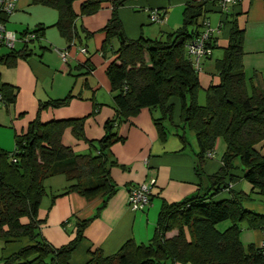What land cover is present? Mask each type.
<instances>
[{
    "label": "trees",
    "instance_id": "16d2710c",
    "mask_svg": "<svg viewBox=\"0 0 264 264\" xmlns=\"http://www.w3.org/2000/svg\"><path fill=\"white\" fill-rule=\"evenodd\" d=\"M81 1L80 16L95 14L104 0H32L52 8L58 13L56 28L68 41V48L77 37L72 5ZM129 0H111V16L102 32L104 53L111 38L119 45L114 60L105 74L113 94L114 116L105 121L103 136L89 141L84 135V120H52L41 123L40 110L58 108L66 104L70 95L41 105L36 119L22 135L17 136L13 152L0 149V241L4 245L25 239L26 243L14 253L0 258V264H70L71 253L79 246L83 231L90 219L77 224L74 238L59 248L52 247L41 236L43 221L38 212L46 195L44 180L63 175L69 187L60 195L77 192L85 198L99 193L111 196L116 188L110 169L116 164L109 157L110 147L124 139L116 126L141 109L157 110L160 117H153L161 140L171 131L163 125L172 124L174 107L171 98L179 101L180 123L171 132L181 144L188 146L185 130L193 132L197 145L194 153V174L199 180L196 194L175 204L163 203L153 237L147 243L125 241L113 254L104 255L100 250L89 251L90 260L85 264H264L259 246L244 247L240 242L242 225L248 229L264 231V214L247 209L244 204L257 194L264 200V75L255 83L256 73L247 79L242 70L243 31L235 20L231 22L228 44L223 57L216 62L219 83L206 89L205 105L198 104L201 89L198 73L185 46L204 29L206 5L217 6V0H200L184 5L181 26L167 33L165 39H127L118 18V8ZM171 1V0H169ZM43 28L24 32L34 39L23 42L20 50L9 52L0 62L7 66L17 59L32 54L28 44L39 41ZM213 38L207 46L212 49ZM13 87L3 84L0 95L3 105L14 103ZM70 127L73 136L97 150L78 154L61 142L64 130ZM225 143L221 166L212 175H206L204 165L208 152H214L215 140ZM239 163L237 165L236 163ZM241 172L244 182L251 188L249 194L229 190V184L238 180L233 172ZM228 190L229 199L215 201L222 191ZM228 221L223 231L216 226ZM176 231L173 236L167 234Z\"/></svg>",
    "mask_w": 264,
    "mask_h": 264
},
{
    "label": "crops",
    "instance_id": "0c3cea01",
    "mask_svg": "<svg viewBox=\"0 0 264 264\" xmlns=\"http://www.w3.org/2000/svg\"><path fill=\"white\" fill-rule=\"evenodd\" d=\"M104 1L101 8L90 16H80L81 1L73 3L77 37L73 40V47L68 48V41L55 26L58 21L56 10L33 4L32 0H17L15 12L5 22L6 29L15 33L19 40L15 50L24 47L19 39L24 32L39 28H43V31L39 41L28 44L33 51L28 58L17 59L12 66L0 62V86L6 84L13 87L15 95L13 104L0 106V149L13 152L17 136L26 132L29 124L36 119L41 105L68 95L70 99L64 106L40 110L41 123L85 118V138L95 141L103 136L105 121L115 113L112 108L113 94L105 71L114 60V51L117 49L112 47L110 58L106 52H101L105 40L102 28L111 16V5L108 2L111 0ZM195 1L200 0H135L129 4L130 7L143 10L142 12H128L124 9L128 6L126 5L118 10V16L121 19L123 17L129 27L128 30L123 28L125 35L134 40L141 33L149 38L146 36L148 21L145 14L149 17L152 10L163 11L165 21L160 23L162 27L159 32L166 35L181 26L184 5ZM206 9V19L215 31L210 54L200 60V86L207 89L219 83L215 65L222 58L228 44L233 20L243 31L242 70L247 79H251L256 73L255 80H252L255 83L264 75V0H239L224 11L218 5L213 7L207 4ZM138 22L141 24L138 25ZM132 31L135 32L133 36ZM88 41L93 45L91 51ZM52 48H67V61L62 62ZM80 48H84L86 52L80 53ZM8 53L7 49L0 47V59ZM213 56L216 57L215 65L210 64ZM203 67L208 68L207 72ZM212 67L213 71L210 70ZM169 104L175 109L174 122L178 123L176 113L180 111L179 101L171 98ZM153 117H156L154 111L143 108L135 116L117 124V133L124 141L113 144L109 149L110 159L116 162L110 169V177L116 188L111 196L99 193L85 198L77 192H71L52 200L53 195H60L70 183L63 175L49 178L48 186H45L49 195L42 201L38 212L39 220L43 221L40 228L42 238L52 247L59 248L74 238L78 223L90 219L83 231L82 241L71 253L70 264L87 263L91 250H100L104 255L113 254L129 239L136 243H147L154 235L163 203H179L199 190V180L193 170L195 151H188L187 146L183 147L171 132L161 140ZM61 142L78 154H97V150L91 148L93 151H89L87 143L76 139L70 127L64 130ZM220 160L221 157L207 160L204 165L205 174H214L221 166ZM236 164L239 165L238 162ZM233 173L238 176V180L229 184V190L249 194L251 188L239 178L241 172L237 170ZM151 179L155 180V184L148 207L131 211L127 205L129 191ZM250 197L244 206L264 214V201L257 194H251ZM227 199L228 190L220 192L214 198L215 201ZM174 234L176 231L167 236ZM263 241V230H252L242 225L240 242L244 247L251 244L258 246ZM25 243L26 240L23 239L6 244L3 257L14 253Z\"/></svg>",
    "mask_w": 264,
    "mask_h": 264
},
{
    "label": "built area",
    "instance_id": "2783aa9c",
    "mask_svg": "<svg viewBox=\"0 0 264 264\" xmlns=\"http://www.w3.org/2000/svg\"><path fill=\"white\" fill-rule=\"evenodd\" d=\"M17 0H0V47H4L9 52L15 50V45L18 38L15 33L9 31L5 27L6 19L15 12ZM239 0H217V5L221 10H226L227 7L235 5ZM149 18L152 23H163L165 21V13L160 10H152L149 13ZM204 29L201 35L191 39L185 46L186 54L191 59L192 64L197 72H200V60L210 54V48L207 46L208 39L212 37L214 30L210 27L208 22H204ZM33 34H27L22 36L20 41L28 42L30 39H34ZM62 62H66L68 59V49L52 48ZM80 53H85L84 48H80ZM0 106H3V102L0 98ZM206 158H213V153L208 152ZM155 184V180L151 179L149 182L141 183L132 190L129 191L127 205L131 211H139L148 207L150 203L151 190ZM259 248L264 255V241L260 243Z\"/></svg>",
    "mask_w": 264,
    "mask_h": 264
},
{
    "label": "rangeland",
    "instance_id": "374dc122",
    "mask_svg": "<svg viewBox=\"0 0 264 264\" xmlns=\"http://www.w3.org/2000/svg\"><path fill=\"white\" fill-rule=\"evenodd\" d=\"M133 1H135V0H129V1H127L126 3H125V5L124 6H122V7H120V8H118V10H120V9H123L126 5H128V6H126L124 9L125 10H128V12H131V13H139V12H142L143 10H134V9H132L131 7H130V3L131 2H133ZM125 10H124V12H125ZM146 13V12H145ZM117 15H118V11H117ZM146 16H147V21H148V26L145 28L146 29V32H147V35L146 36H149V38H151V39H155V38H161V39H165V37H166V35H161L162 33H160L159 32V29H161L160 27H162L161 26V24H158V23H152L151 21H150V18L148 17V15H147V13L145 14ZM118 18H119V16H118ZM119 20H120V22H121V25H122V29L124 28V27H126V29L128 30L129 29V27H128V25H127V23H126V21H124V18L122 17V19L121 18H119ZM133 23H135V24H137V22H135L134 20L132 21ZM139 24H141V23H139L138 22V25ZM139 28H140V26H139ZM214 31H215V28H213V27H211ZM162 31V30H161ZM123 34H124V36L127 38V36L125 35V32H123ZM132 34H135V32L134 31H132V33H131V36H133ZM140 36H143L142 35V33H141V35ZM139 36V37H140ZM138 37V38H139ZM144 37V36H143ZM112 40H111V42H110V45L107 47V49H106V55H107V57L108 58H110L111 57V55H112V47L114 48H117L118 47V45H119V42H118V40H117V38H115V37H112L111 38ZM128 39V38H127ZM131 40H133V39H131ZM82 42L84 41L83 39L81 40ZM71 47H73V45L71 46ZM70 47V48H71ZM88 48L90 49V51H91V49L93 48V45L88 41ZM104 52V53H105ZM223 57V56H222ZM216 57L215 56H213L212 57V59L210 60L211 62H210V64H213V65H215V61H216V59H215ZM202 61H204L203 59H202ZM202 64H203V62H202ZM210 64H208V65H210ZM204 69V71L205 72H207V70H208V68L207 67H203ZM210 70H214L213 69V67H212V69H210ZM211 71V72H212ZM201 87V86H200ZM206 89H203L202 87H201V89H200V91H199V93H198V104L199 105H205V100H206ZM175 100H177V102H178V99H176L175 98ZM153 111V110H152ZM154 114L156 115V117H160V114H159V112L157 111V110H155L154 111ZM177 114V122L178 123H175L174 122V120H175V109H174V112H173V119H172V124H170V122H169V120H165V121H163V125L167 128V130L168 131H171V132H174L175 131V127H173V126H175V125H178L179 123H180V120H179V113H176ZM116 131H117V129H116ZM118 132V131H117ZM185 134H186V138H187V140H188V146H187V150L188 151H192V150H194L195 152H197V145H196V142H195V136H194V134H193V132L192 131H190V130H188V129H186L185 130ZM215 145H214V152H213V158H215V159H218V158H220L221 157V155H223V153L225 152V143H224V141H223V139L222 138H220V137H218L216 140H215V143H214ZM93 151L92 149H89V151ZM48 181H49V178H47V179H45L44 180V182H43V184H44V187L45 186H48L47 185V183H48ZM48 189V188H47ZM47 189H45V192H46V195L43 197V199H42V201L44 202L45 201V199L47 198V196L49 195L48 193V190ZM254 197V196H253ZM259 197V196H258ZM260 199H261V197H259ZM262 200V199H261ZM42 201H41V203H42ZM262 201H264V200H262ZM40 206H41V204H40ZM229 222L228 221H226V222H223V223H220V224H218L217 226H216V228H217V230H219V231H223L224 229H226L228 226H229ZM169 236V235H168ZM6 247H5V245L4 244H2L1 242H0V258H2L3 256H4V254H5V249Z\"/></svg>",
    "mask_w": 264,
    "mask_h": 264
}]
</instances>
